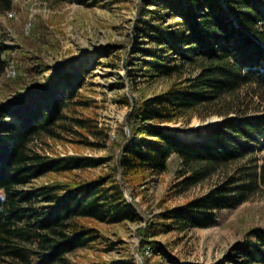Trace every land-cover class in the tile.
<instances>
[{
    "label": "trees",
    "instance_id": "16d2710c",
    "mask_svg": "<svg viewBox=\"0 0 264 264\" xmlns=\"http://www.w3.org/2000/svg\"><path fill=\"white\" fill-rule=\"evenodd\" d=\"M13 1L0 0V8ZM144 7L135 50L142 76L173 81L153 97L125 101L130 110L106 157L56 151L69 141L90 148L108 142L85 113L94 103L85 91L91 69L65 60L46 82L31 85L37 69L51 67L25 51L16 57L17 76L6 78L11 47L0 37V91L13 94L0 99V264H85L72 256L99 244L96 224L141 220L126 184L166 171L172 157L187 187L219 171L225 177L140 228L143 257L146 246L163 252L150 240L158 230L212 227L264 185V0H146ZM108 54L98 51L95 60ZM212 116L223 120L190 138L164 127ZM106 163L90 180L58 178ZM45 177L52 179L35 185ZM219 264H264V228H250Z\"/></svg>",
    "mask_w": 264,
    "mask_h": 264
},
{
    "label": "rangeland",
    "instance_id": "374dc122",
    "mask_svg": "<svg viewBox=\"0 0 264 264\" xmlns=\"http://www.w3.org/2000/svg\"><path fill=\"white\" fill-rule=\"evenodd\" d=\"M145 1L14 0L10 9L0 8V37L11 47L6 54L7 66H15L18 54L32 51L34 56L51 67L48 71L37 69L28 78L31 85L46 82V78L59 69L65 60H75L76 64L84 62L91 69L85 91L94 103L85 113L98 122L107 134L108 142L99 148H90L69 141L57 145L56 151L60 155L106 157L111 142L116 138L130 110L125 101L129 99L132 102V97L139 100L150 98L170 87L171 79L151 80L142 76L140 62L137 60L135 50L140 47L138 42L141 38L136 26L144 12ZM9 12L14 15L9 16ZM29 22L32 27L26 35L25 27ZM41 31L44 33L42 37ZM30 42L33 46H29ZM105 49H108L109 54L95 60V53ZM38 63L31 61L35 66ZM12 97L13 94L6 89L0 91V99ZM222 120L218 116L207 120L195 117L190 123L179 121L167 123L164 127L190 138L197 132L205 131L206 126ZM107 168L108 163L58 178L90 180L105 173ZM235 168H230L229 173H233ZM180 170L179 160L172 157L166 171L148 172L134 178L130 185L126 184L127 198L135 205L141 220L115 225L96 224L101 233L99 244L93 249L77 251L72 259L85 264H172V260L179 264H219L235 244L244 240L250 228H264V185L259 184L244 203L232 210L222 211L212 227L174 228L166 232L158 230L150 240L159 242L163 252L156 254L146 246L145 259L140 252L142 241L139 229L146 227L150 220L165 209L182 206L204 196L225 177L219 171L187 187L182 184L183 177L178 174ZM50 179L52 177H45L35 185Z\"/></svg>",
    "mask_w": 264,
    "mask_h": 264
},
{
    "label": "built area",
    "instance_id": "2783aa9c",
    "mask_svg": "<svg viewBox=\"0 0 264 264\" xmlns=\"http://www.w3.org/2000/svg\"><path fill=\"white\" fill-rule=\"evenodd\" d=\"M14 13L13 12H9V16H13ZM32 27V23L29 22L26 27H25V34H29L30 30ZM4 75L8 78H15L17 76V70L16 67L14 65H10L6 68V71L4 73Z\"/></svg>",
    "mask_w": 264,
    "mask_h": 264
}]
</instances>
